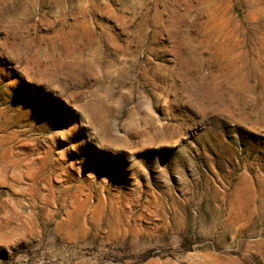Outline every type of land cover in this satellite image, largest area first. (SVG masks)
Segmentation results:
<instances>
[{"label": "rangeland", "instance_id": "1", "mask_svg": "<svg viewBox=\"0 0 264 264\" xmlns=\"http://www.w3.org/2000/svg\"><path fill=\"white\" fill-rule=\"evenodd\" d=\"M0 264H264V0H0Z\"/></svg>", "mask_w": 264, "mask_h": 264}]
</instances>
